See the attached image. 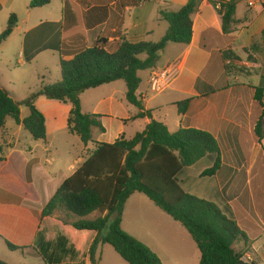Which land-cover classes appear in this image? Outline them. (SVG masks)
I'll return each mask as SVG.
<instances>
[{
    "label": "crops",
    "instance_id": "1",
    "mask_svg": "<svg viewBox=\"0 0 264 264\" xmlns=\"http://www.w3.org/2000/svg\"><path fill=\"white\" fill-rule=\"evenodd\" d=\"M31 1L0 0V12H7L6 25L11 15L16 16L11 35L0 45L1 58L6 65L11 64V54L17 53L18 64L25 66L45 52L50 56L57 55L59 65L60 57L71 58L74 53L93 47L100 39H105L108 47L122 39L132 43L157 42L167 30L158 19V10L154 17L158 28L155 34V29L149 25L148 28L131 23L137 19L136 8L150 1L174 12L187 3V0H50L47 6L30 9ZM128 19L131 24L127 25ZM235 20L234 32L224 36L214 7L208 0L202 1L192 15L190 44H168L156 63L154 70H163L170 65L177 67L169 88L153 93L149 90L151 71L138 72L140 84L136 97L150 116L136 117L139 110L126 101V86L122 80L82 93L79 96L82 113L101 116L100 123L104 128L103 133L92 129V142L88 143L93 145L91 150L68 130L67 118L71 109L68 103L45 102L43 97L37 100V109L44 115L46 127V138L37 141V145L19 143V138H14L13 130L5 123L0 131L3 146L0 156V240L17 247L11 252L21 250L23 257L25 253L37 259V254L43 253L51 243L56 242L60 248V241L65 240L67 248L66 238L71 240V247L78 239L80 242L83 233L71 228L77 218L61 210L52 217L40 218L42 209L59 186L89 157L88 151L92 152L96 144H113L120 137L130 140L155 121L170 133L180 128H193L213 135L221 155L219 170L214 176L206 177L208 183L197 186V180L205 179L201 173L212 163L208 158L202 159L182 173L180 185L185 192L232 213L233 204H237L260 229L257 236L250 238L249 249L242 260L264 264V152L261 160H252L253 150L264 149V138L260 144L255 140L252 121L254 87L259 85L264 69H259L260 60L264 59V37L261 36L264 0H238ZM43 47L47 48L41 50ZM224 48H231L241 61L224 62L221 56ZM226 65H233L236 70L226 72ZM242 67L246 70L240 72ZM185 100H189V104L186 112L180 115L176 104ZM16 127L18 132L24 130L21 125ZM137 194L131 195L125 203L121 228L145 243L134 230L124 227L126 207ZM42 233L44 237L40 236ZM94 236L87 235L82 253H87ZM40 238H43L42 242ZM171 239L174 241L169 244L157 241V245L154 241L153 247L146 245L163 264H178L182 258L194 254V247L186 237L177 234ZM236 250L240 251V248ZM67 254L75 262L86 260L72 249L67 248ZM95 259L99 264L96 256Z\"/></svg>",
    "mask_w": 264,
    "mask_h": 264
},
{
    "label": "trees",
    "instance_id": "2",
    "mask_svg": "<svg viewBox=\"0 0 264 264\" xmlns=\"http://www.w3.org/2000/svg\"><path fill=\"white\" fill-rule=\"evenodd\" d=\"M202 1L187 0L174 12L160 6L158 19L166 22L168 28L157 42L132 43L122 39L113 48L108 47L105 39H100L93 47L74 53L71 58L60 57V82L42 85L36 94L21 103L14 101L10 93L0 86V131L6 119L11 118L34 141L45 140V117L35 106L36 101L43 97L71 106L67 118L68 130L87 145L92 142V129L103 133L104 128L100 123L101 116L82 113L79 96L89 89L119 80L125 83L126 101L139 110L136 117L150 116L149 112H144L142 102L136 97L140 84L137 74L154 70L160 53L168 44H190L192 15ZM208 1L220 18L222 34H232L238 0ZM49 3L50 0H32L29 8H42ZM15 25L16 16L11 15L0 33V45L11 35ZM261 36L264 37V30ZM243 51L247 52L246 49ZM221 56L224 62L241 61L231 48H224ZM235 70L233 65L225 66L226 72ZM239 71L245 70L240 68ZM263 97L264 69L259 85L254 87L252 106L253 132L258 144L264 138ZM188 104L189 100L177 103L178 114H184ZM20 106L29 111V115L22 120ZM2 155L3 146L0 144ZM206 158L211 160V167L204 170L201 177H212L221 166L220 150L213 135L193 128H180L170 133L164 125L152 121L130 140L120 137L113 144H96L84 163L59 186L42 209L40 218L52 217L59 210L77 218L71 228L83 233L81 241L78 239L73 247L78 255H83L81 250L87 235L94 234L85 254L88 264H98L95 256L100 245L111 246L127 264H163L145 244L121 228L126 201L131 195L139 193L188 232L199 251V264H256L242 260L249 249L250 238L260 233L246 213L237 204H233L232 213L185 192L180 185L182 173ZM94 212L102 216L86 219ZM5 243L10 251L17 249L8 241ZM236 246L240 251L236 250ZM0 264L8 263L0 260Z\"/></svg>",
    "mask_w": 264,
    "mask_h": 264
},
{
    "label": "rangeland",
    "instance_id": "3",
    "mask_svg": "<svg viewBox=\"0 0 264 264\" xmlns=\"http://www.w3.org/2000/svg\"><path fill=\"white\" fill-rule=\"evenodd\" d=\"M144 6L138 7L135 10V17L137 19L131 20L132 24H136L138 26H147L155 29V34L158 32V28L154 22V17L156 16L157 10L160 8V5L157 6L156 3L147 1L143 3ZM162 6V5H161ZM163 7V6H162ZM164 8V7H163ZM7 12L6 10L0 12V32L5 29L7 22ZM130 23V19L126 21L128 25ZM130 23V24H131ZM164 27L168 28V24L164 21L161 22ZM3 27V29H1ZM148 27V28H149ZM161 29V28H159ZM55 34V33H54ZM159 38V39H158ZM156 39L160 40L158 37ZM155 40V39H154ZM115 45L113 46V48ZM12 53V52H11ZM52 55V54H51ZM11 59V64L6 65L1 58L0 52V85L4 87L11 95L14 101L21 103L30 95L36 94L42 85L46 84H55L60 82V70L58 65V56H50L49 53L45 52L41 56H39L34 62L27 64L25 66L18 64V59L20 58L17 53L15 55L11 54L9 56ZM260 70L264 68V59L260 60ZM242 70H246L245 67L241 68ZM263 73V70H262ZM150 90V86H149ZM45 102H50L45 98H42ZM37 108V101L35 103ZM40 109L42 107L40 106ZM29 115V111L26 107L20 106V116L26 118ZM6 125L11 128L12 135L14 138H19V143L22 145H37V141L32 140L31 136L25 130H21L18 132V127L14 124L11 118L6 119ZM25 137V138H24ZM2 138H4L2 133ZM5 139H3L4 141ZM93 147L92 144H88V148L91 150ZM263 150L259 148L252 151V160L255 162L258 159H262ZM89 155L92 153L88 151ZM37 154V150H36ZM260 157V158H259ZM201 163H205L201 161ZM202 164V165H203ZM204 183H208V179H201L196 181L197 186H202ZM213 183V182H210ZM208 201V200H207ZM102 215L98 212H94L92 215L88 216L86 219L93 220ZM124 227L127 230H134L135 233L139 234L143 237V244H150L153 247V242L162 243V241L166 243H170L174 241L171 239L172 235L176 237L177 234L184 236L188 239V241L194 247V254H189L186 257L182 258V260L178 264H199L200 254L195 244L193 243L190 235L183 229L178 223L172 221L165 213L159 210L148 198L141 194H137L135 200L128 203L126 207L125 217H124ZM41 237H44V233L40 234ZM133 237V236H132ZM41 242L43 238H40ZM46 241V238L44 239ZM67 240V248L74 250L71 247V240L66 238ZM48 242V241H46ZM65 240L60 241V248L56 246L55 243H51L50 246L46 250L38 255L37 259L28 257L25 253V257L21 255V250L16 251L15 253L9 251L6 243L0 240V257L5 261L9 260L11 264H60V262H68L66 264H88L87 258L86 260L81 261H73L70 259L69 254H67V248L65 247ZM158 242L156 243L158 245ZM74 246L77 244V241L73 243ZM147 246V245H146ZM236 249L238 247L236 246ZM24 251V250H23ZM28 252V251H25ZM69 252V251H68ZM74 252V251H73ZM76 254V253H75ZM77 255V254H76ZM78 256V255H77ZM85 253L81 255L84 257ZM9 259H8V258ZM85 258V257H84ZM96 258L99 264H127L123 261L119 255L114 251V249L109 245H100ZM71 260V261H70ZM74 263H71V262ZM86 261V262H85ZM169 264V263H167ZM262 264V263H258Z\"/></svg>",
    "mask_w": 264,
    "mask_h": 264
},
{
    "label": "built area",
    "instance_id": "4",
    "mask_svg": "<svg viewBox=\"0 0 264 264\" xmlns=\"http://www.w3.org/2000/svg\"><path fill=\"white\" fill-rule=\"evenodd\" d=\"M252 2L249 3V6ZM177 73V67L170 65L163 70H152L149 75V86L153 93H161L169 88Z\"/></svg>",
    "mask_w": 264,
    "mask_h": 264
}]
</instances>
